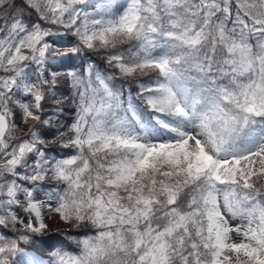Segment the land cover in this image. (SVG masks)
Masks as SVG:
<instances>
[{"label": "trees", "instance_id": "1", "mask_svg": "<svg viewBox=\"0 0 264 264\" xmlns=\"http://www.w3.org/2000/svg\"><path fill=\"white\" fill-rule=\"evenodd\" d=\"M58 2L53 6V0H0V36L11 40L23 31L33 30L64 35L67 50L57 63V71L64 82L65 98L62 102L65 106L62 107L68 111L65 119L61 117L64 122H70L80 113L87 121L88 115L83 107L90 96L86 86L90 79L95 78L91 73L94 68L105 87L98 95L105 98L104 101L96 100L94 104L102 106L103 113H108L107 122L111 115L116 117L121 108L128 114L126 105L129 104L136 109L138 117L156 123L152 115L154 110L134 81L164 87V74L156 69L144 76H130L122 66L133 67L146 58L159 57L167 65L171 78L186 89L185 95L189 100L197 99L198 106L205 102L211 104L206 114V126L214 138L215 148L239 149L255 136L260 128L258 122L263 121L257 118L264 119V115L244 108L230 111L222 93L229 89L224 76L230 75L227 70L231 56L226 48L232 40L246 37L247 29L252 25L263 24L264 0H228V6H222L223 11L218 10V0H178L172 5L166 0H141L136 29L88 47L76 37L74 31L78 24L69 23L75 13L76 1ZM144 5L148 7H142ZM28 17L30 19L27 20ZM216 17L225 19L226 30L222 31V39L216 38L210 30L216 23ZM182 29L189 34L199 33L198 42L193 46L182 42L177 36ZM247 43L250 45L251 40ZM116 62L122 66L115 65ZM22 66L32 70L39 66V59L28 57ZM4 69L0 67L1 73L16 78L12 70ZM86 69L88 74L84 72ZM235 74L240 75L238 70ZM50 79V85L47 83L37 88L40 94L36 108L41 112L39 116L45 114L47 106L51 105L48 90L58 83L56 76ZM98 91L92 94L96 95ZM105 91L107 93L103 95ZM149 91L157 98L155 90ZM164 91L162 88L163 97ZM234 111L237 112L231 113ZM0 112L4 114V110L0 109ZM223 113L226 120L219 122L223 119L216 117ZM163 115L176 123L182 116L171 112ZM245 116L248 119L242 124ZM59 129L65 131L61 122ZM48 132L45 139H49L54 130L49 128ZM6 139L9 148L17 142L24 145L27 141L21 136L10 135L9 129L0 142L5 145ZM110 142L100 145L94 140L71 148L75 157L62 167L60 180L42 184L60 201V215L69 227L51 233L49 242H44L42 247L41 237L34 232L26 228L11 229L0 221L4 245L0 257L7 258L11 248L16 247L34 250L53 259L54 254L79 253L81 244L88 242L92 252L89 264H213L216 247L214 230L208 224L207 195L211 186L208 167L191 168L185 160L189 157L182 155L167 159L164 157L165 147H162L153 163L135 169L136 192L119 191L113 195L109 180L116 175L121 162L132 159L133 149L112 139ZM39 150L43 155L50 154L45 148ZM56 150L52 149V153L55 154ZM28 151L26 149L24 153ZM4 173L6 178L12 175L10 171ZM233 185L236 192L230 195V199L235 207L248 208L258 201L264 211V183L255 181L249 189L238 182ZM241 193H246L249 200ZM261 215V224H264V214Z\"/></svg>", "mask_w": 264, "mask_h": 264}, {"label": "rangeland", "instance_id": "2", "mask_svg": "<svg viewBox=\"0 0 264 264\" xmlns=\"http://www.w3.org/2000/svg\"><path fill=\"white\" fill-rule=\"evenodd\" d=\"M74 1L75 13L69 23L78 24L74 32L86 47L109 40L113 35H127L136 29L141 0ZM166 2L172 5L178 0ZM58 3V0H53V6ZM227 4L228 0H218V10L223 11L222 6L227 7ZM216 18L210 30L216 38L222 39V31L226 30L223 23L225 19ZM187 29L190 31V27ZM247 30L246 37L232 40L226 48L231 56L227 70L230 75L224 76L229 82V89L224 90L222 96L230 106V111L244 108L264 115V22L252 25ZM47 32L23 31L11 40L0 36V67H5L4 70L9 68L11 73L16 74L14 79L0 71V109L4 110L10 135L27 140L25 146L17 142L11 148L6 146L7 139L5 145L0 142V221L11 229L26 228L34 232L41 237L40 246L43 247L49 242L51 233L69 227L60 215V201L47 192L42 184L60 180L62 167L71 163L75 157L74 149L71 148L94 140L100 145L110 144L112 139L133 149L132 159L121 162L116 175L109 180L111 193L116 195L119 191L136 192L138 181L135 169L153 163L160 148L165 147L164 157L167 159L178 155L189 157L185 159L189 167H208L211 172V187L207 195L210 206L207 213L208 224L215 235L213 264H264V224H261L264 211L258 201H254L248 208L238 209L230 200V195L236 192L233 183L238 182L245 189H249L255 181L264 183V119L260 116L257 118L263 120L258 122L260 128L242 148L217 150L213 146L214 138L206 126V113L210 104L198 108L196 100H189L183 87L166 73L164 61L158 57H149L133 67L122 66L119 62L115 65L122 66V70L130 76H144L156 69L165 74L164 87L134 81L138 90L144 94L142 97L154 110L152 115L157 123L153 125L148 120L138 119L137 111L129 104V114L121 108L116 117L111 115L107 122L105 118L108 113H103L102 106L94 104L96 100L102 103L105 99L98 96L105 87L94 68L91 73L95 78L90 79V84L86 86L90 96L83 107L88 115L87 121L85 115L80 113L70 122H64L61 117L65 119L68 111L62 107L65 106L62 102L65 98L64 82L57 71V63L64 57L67 41L58 32ZM177 34L188 45L193 46L198 42L199 33L189 34L182 29ZM248 40H251L250 45ZM28 57H37L39 66L32 70L23 67L22 62ZM236 70L239 76H236ZM84 72L88 74L87 69ZM52 76H56L58 83L48 90L51 105L47 106L45 114L39 116L40 111L36 110L40 99L37 88L47 83L50 85ZM162 88L165 97L161 96ZM149 90H155L157 98ZM93 91L98 92L93 95ZM230 111L227 112L229 115ZM166 112L182 114L180 122L164 117ZM220 115L216 117L223 119L219 122L226 120L224 113ZM60 122L65 131H60ZM49 128L54 130L53 135L45 139ZM40 148H45L50 154L43 155ZM54 148H57L55 154L52 153ZM26 149H29L28 153H24ZM7 171L12 174L8 178L4 173ZM241 195L247 196L246 193ZM2 238L0 232V250L4 247ZM81 245L82 251L79 253L54 254L53 259L32 250L13 247L10 256L0 257V264H15L19 259H23V264H89L91 245L88 242Z\"/></svg>", "mask_w": 264, "mask_h": 264}, {"label": "water", "instance_id": "3", "mask_svg": "<svg viewBox=\"0 0 264 264\" xmlns=\"http://www.w3.org/2000/svg\"><path fill=\"white\" fill-rule=\"evenodd\" d=\"M7 125L6 117L0 113V138L4 136Z\"/></svg>", "mask_w": 264, "mask_h": 264}, {"label": "bare ground", "instance_id": "4", "mask_svg": "<svg viewBox=\"0 0 264 264\" xmlns=\"http://www.w3.org/2000/svg\"><path fill=\"white\" fill-rule=\"evenodd\" d=\"M32 251H34V250H32ZM23 262H24L23 259H19L15 264H23Z\"/></svg>", "mask_w": 264, "mask_h": 264}]
</instances>
